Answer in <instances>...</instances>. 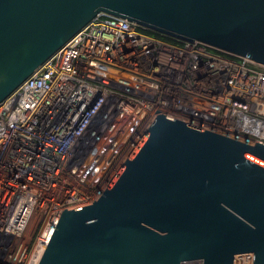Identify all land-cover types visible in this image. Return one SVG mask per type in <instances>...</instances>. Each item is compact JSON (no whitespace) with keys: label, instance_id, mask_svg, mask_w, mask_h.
I'll return each instance as SVG.
<instances>
[{"label":"water","instance_id":"water-1","mask_svg":"<svg viewBox=\"0 0 264 264\" xmlns=\"http://www.w3.org/2000/svg\"><path fill=\"white\" fill-rule=\"evenodd\" d=\"M264 66V0H0V102L98 13ZM102 195L63 209L38 264H264V144L155 111Z\"/></svg>","mask_w":264,"mask_h":264},{"label":"built area","instance_id":"built-area-1","mask_svg":"<svg viewBox=\"0 0 264 264\" xmlns=\"http://www.w3.org/2000/svg\"><path fill=\"white\" fill-rule=\"evenodd\" d=\"M141 29L98 13L0 102V264H38L62 210L102 195L156 110L264 144V66Z\"/></svg>","mask_w":264,"mask_h":264},{"label":"trees","instance_id":"trees-1","mask_svg":"<svg viewBox=\"0 0 264 264\" xmlns=\"http://www.w3.org/2000/svg\"><path fill=\"white\" fill-rule=\"evenodd\" d=\"M141 31L145 34H148V35H152L160 40H163V41H166V42H170V43H179L178 40L176 39H173V38H170L168 36H165V35H162V34H158V33H155V32H152V31H149L147 29H144L142 28Z\"/></svg>","mask_w":264,"mask_h":264}]
</instances>
